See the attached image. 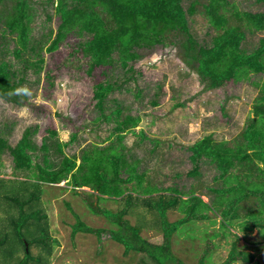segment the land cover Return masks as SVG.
I'll return each instance as SVG.
<instances>
[{
    "label": "trees",
    "instance_id": "1",
    "mask_svg": "<svg viewBox=\"0 0 264 264\" xmlns=\"http://www.w3.org/2000/svg\"><path fill=\"white\" fill-rule=\"evenodd\" d=\"M38 6L43 10L53 8L59 19L56 30L50 29L40 38L34 37L31 26ZM200 7L215 30L210 41L203 44L189 26V16ZM51 15L46 11L47 20ZM247 32H264V12L242 10L231 0H0L2 52L13 56L0 57V97L21 105L26 99L21 87L27 76L33 74L38 80L44 68L43 51H55L69 34L79 38L77 48L86 58L87 73L98 66L119 67L129 74L124 78L129 81L134 78V62L142 57L140 50L169 44L178 48L187 63L197 64L196 71L206 89L219 88L228 81L248 80L251 74L264 73V36L247 51L242 47ZM7 37L13 42L11 49ZM123 85V81L107 76L93 88L98 113L94 122L113 124L106 145L92 143L79 155L69 156L62 148L74 141L76 134L70 142L61 143L57 132L48 130L39 146L34 140L37 127H28L11 146L0 132V156L8 152L14 171L25 175L23 179L0 178V209L4 207V217H0V260L3 257L4 261L0 264H49L48 256L57 241L49 232L41 196L44 184L64 181L74 190H92L87 193L88 209L116 226L106 232L124 247V255L137 254V264H205L210 241L198 261L188 263L173 252L172 237L191 221L209 219V210L219 213L224 228L233 224L244 231L264 228V83H255L259 93L253 104L254 116L231 142L216 140L209 134L187 146L192 162L189 176L199 178L203 162L216 169V185L208 188L214 193L210 203L196 194L194 186L188 192L174 186L158 187L141 168L140 159L126 148L125 134L134 133L141 118L125 113L117 99L108 105L109 96ZM151 104L158 103L153 100ZM133 192L139 194L133 196ZM106 199H118L122 206L116 211L102 208L99 203ZM134 199L154 213V228L161 231L157 240L142 236L148 221L132 224L126 218ZM169 210H178L183 216L169 221ZM241 211L247 219L241 218ZM75 218L73 235L83 232L99 236L105 232L89 226L77 214ZM35 245L48 255L32 254L30 248ZM254 258L234 241L222 264L252 263Z\"/></svg>",
    "mask_w": 264,
    "mask_h": 264
},
{
    "label": "rangeland",
    "instance_id": "2",
    "mask_svg": "<svg viewBox=\"0 0 264 264\" xmlns=\"http://www.w3.org/2000/svg\"><path fill=\"white\" fill-rule=\"evenodd\" d=\"M231 1L242 10L264 12V0ZM42 8L37 7V15L31 24L36 38L50 29L55 31L59 22L53 8ZM46 11L52 14L50 20L46 19ZM189 26L201 44L210 41L215 34L201 7L189 16ZM262 36L264 32H247L242 47L252 50ZM7 38L11 49L13 42ZM78 40L77 36L69 34L55 51H43L44 68L38 80L33 74L27 76L21 87L26 99L21 105L0 97V132L9 144L14 146L26 128L37 127L34 140L39 146L43 137L48 136V130H55L61 143L70 142L72 134H76V139L62 148L69 156L79 155L92 143L106 145L109 140L105 139L111 134L113 124L94 122L98 113L94 108L93 88L96 83L111 76L120 83L123 81L124 88L109 96L111 102L108 105L111 106L112 100L117 99L125 108V113L140 116L135 132H126L124 140L126 148L140 159L141 168L147 170L151 181L158 187L174 186L184 192L194 186L196 194L210 203L214 193L208 188L216 185L213 180L216 169L213 164L203 162L201 176H189L192 162L187 146L209 134L216 140L231 142L246 126L248 119L254 116L253 104L259 93L255 83H264V73L251 74L248 80H231L219 88L206 89L196 71L197 64L187 63L180 57L176 46L167 44L140 50L142 57L133 64L134 78L125 81L129 74L119 67L98 66L87 73V61L77 48ZM2 49L0 33V57L13 59L11 54L3 55ZM153 100L158 104H151ZM0 163V178H25L23 172L14 171L8 152L0 156ZM257 164L262 166L261 162ZM43 189L41 202L48 215L49 232L57 241L48 256L49 264H137V254L124 255V247L106 232L116 226L103 215L93 214L88 209L86 198L87 193L92 192L90 188L74 190L64 181L56 185L44 184ZM138 194L133 192V196ZM92 200L95 198L92 197ZM99 204L102 208L116 211L122 206V201L106 199ZM255 206L253 204V208ZM2 209L0 217L3 218ZM207 213L209 219L191 221L173 235L172 249L178 258L196 263L210 241L211 251L205 264H222L236 241L240 250L253 253L255 258L252 263L236 261L232 264H264V228L254 227L244 231L237 224L224 228L217 211L209 210ZM75 214L89 226L105 229V232L99 236L83 232L73 235ZM240 214L241 218L247 219L245 211ZM153 215L141 200L134 199L126 218L132 224L142 219L148 221L142 236L157 240L161 231L154 228ZM182 216L183 213L178 210L167 212L169 221ZM30 250L35 256L48 255L41 246H31ZM17 255L22 257L23 253L18 252ZM1 260L4 261V258Z\"/></svg>",
    "mask_w": 264,
    "mask_h": 264
}]
</instances>
